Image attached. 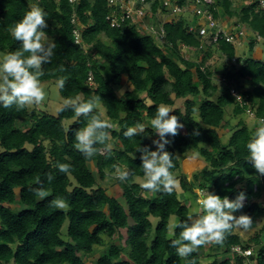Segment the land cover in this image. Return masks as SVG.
Listing matches in <instances>:
<instances>
[{"label":"trees","instance_id":"16d2710c","mask_svg":"<svg viewBox=\"0 0 264 264\" xmlns=\"http://www.w3.org/2000/svg\"><path fill=\"white\" fill-rule=\"evenodd\" d=\"M171 1L188 10L195 6V0ZM32 4L48 13L44 31L58 44L52 62L43 65L42 83L58 85L59 76H66L64 88H59L64 100L81 93L85 99L97 96L105 109L104 118L114 125L109 129V143L114 141L115 147L111 155L85 159L74 147V134L86 125V117L77 118L70 108L60 107L54 115L36 109L30 112V106L17 111L15 106L0 105V264H89L86 256L104 246L105 236L118 234L123 239L124 230L128 247H106L95 264H188L189 260L202 264L205 246L182 259L171 247V239L176 237L169 234L172 216L183 221L193 214L185 201L200 198L196 189L229 199L243 192L246 202L235 215L251 216L253 223L248 230L257 229L258 221L264 218V206L256 201L264 195V175L248 161L246 147L256 126L240 119L231 127L226 144L220 128L227 126V116L245 114L246 106L255 110L256 118H264V61L237 56V46L221 40L217 46L227 62L219 72L205 60H191L182 54L183 45L198 50L202 45L198 32L190 31L197 18L188 20V12L164 24L166 42L159 44L139 24L111 27L106 20L107 0H79L75 4L69 0H0V53L22 47L11 29ZM233 6L234 0H213L209 8L216 20L221 19V12L229 19L237 17L236 25L245 26L264 41V13L257 12L254 4L240 9ZM151 11L157 19V13L164 16L171 10L157 0ZM74 14L81 25L80 43L75 41ZM257 44L252 40L249 51ZM105 63L108 68L102 72ZM60 66L66 71L59 72ZM216 75H221V84ZM243 79L250 82L248 89H243ZM126 83L132 89L120 93ZM232 88L242 94L245 106L233 96ZM176 99H185L184 111L175 108L171 114L179 117L184 128L177 136L168 137L172 143L166 150L176 155L172 171L179 186L171 194L148 192L136 180L144 179L137 148L156 150L152 142L159 137L150 121L157 106L173 108ZM137 122L146 125L145 132L132 139L124 137L126 128ZM194 130L199 135H194ZM190 151L206 162L191 180L182 173V160ZM58 163L70 164L72 170L60 172ZM114 165L132 173L127 182L115 179L120 196L103 184L114 177ZM49 173L54 177L51 183L47 182ZM38 180L50 193L44 199L33 192ZM57 196L66 199V210L49 206ZM152 218L158 219L156 226ZM175 232L178 236L180 229ZM235 246L252 248L253 254L247 258L233 254ZM217 247L223 251L208 255V264H264L262 232L246 243L236 228Z\"/></svg>","mask_w":264,"mask_h":264},{"label":"clouds","instance_id":"9594fccd","mask_svg":"<svg viewBox=\"0 0 264 264\" xmlns=\"http://www.w3.org/2000/svg\"><path fill=\"white\" fill-rule=\"evenodd\" d=\"M47 15L48 13L42 7L32 5L24 17L11 29V34L21 42L22 47L0 56V105L4 108L15 106L16 110L20 111L29 106L40 105L47 98L48 93L41 80V77L45 75L43 65L52 62L58 47L54 40L48 39L44 31L48 27ZM220 23L223 22L220 21ZM239 27L235 25L233 30ZM240 28H245L252 35L256 34L245 26ZM252 40L255 39L247 42L250 43ZM58 71L62 73L66 69L60 66ZM66 80V76H59L58 88L63 89ZM237 98L240 97L237 96ZM98 99L94 95L85 99L81 93L74 98L65 99L61 109L70 108L77 118L81 116L87 118L86 125L75 131L74 147L88 160L97 155H111L112 152L109 129H112L114 125L105 119L104 113L99 110ZM173 110L166 104H160L156 107L155 117L150 121L152 129L159 137L152 142L156 150L152 151L148 146L137 148V151L141 153V168L144 174L140 186L148 192L171 194L179 186V180L172 171L175 168L176 155L166 150V146L172 143L168 137L177 136L184 128L179 117L171 114ZM255 126L254 135L246 145L249 152L248 161L259 174L264 175V118L256 119ZM145 130L146 125L137 122L135 126L127 127L123 135L132 139L140 136ZM193 134L199 135V131L194 130ZM57 167L65 174L72 170V166L67 163H58ZM113 167L116 179L122 183L129 180L132 173L126 167L115 165ZM53 179L51 173L47 174L48 183H51ZM37 184L39 186L33 189L36 196L44 199L50 195L42 182L38 180ZM245 200L246 196L243 192L239 193L235 199H229L227 196L221 198L213 192L204 191L198 200L199 207L195 213L188 215L183 221L178 217H173L170 221L169 234L176 237L171 239V247L175 248L180 258L187 259L203 246L222 245L236 228L245 231L250 229L253 223L251 216L235 215L244 207ZM49 206L60 210H66L69 207L66 199L61 196L52 199ZM176 229H180L178 236H176ZM188 264H196V261L189 260Z\"/></svg>","mask_w":264,"mask_h":264},{"label":"built area","instance_id":"2783aa9c","mask_svg":"<svg viewBox=\"0 0 264 264\" xmlns=\"http://www.w3.org/2000/svg\"><path fill=\"white\" fill-rule=\"evenodd\" d=\"M79 0H69L71 4L77 3ZM157 0H107V5L109 7V13L106 20L110 23L113 28H121L123 26H128L129 23H135L141 25L147 34L153 36L159 44H164L166 42V30L164 24L166 23V18L171 17L173 20H178L179 14L190 12L194 14L197 19H203V23H196L190 27V31L196 30L198 35L202 39L201 48H203V42L217 46V44L224 40L228 43H232L235 46H242L248 40V32L245 28H238L237 30L227 31L224 25L220 21L216 20L209 6L213 3V0H195V6L192 10H188L178 4H173L171 0H160L161 4L170 8V13L160 16L157 13V19L153 18V13L151 11V6ZM252 4L255 5L257 11L264 13V0H253ZM178 17V19H175ZM72 23L77 27L74 29L75 41L76 43L81 42V25L76 15L74 14L72 18ZM253 39L258 42L263 41L262 37L258 34H253ZM184 49H191L188 46L183 45ZM89 81L92 84L93 78L90 75ZM233 96L241 103V106H245L244 98L242 94L231 89ZM240 97V98H237ZM246 114L254 119H258L255 116V110L251 107L246 106ZM204 191H199V194ZM199 200V199H198ZM232 253L241 255L245 258L250 257L253 254L252 248L244 249L242 246H235L232 248Z\"/></svg>","mask_w":264,"mask_h":264},{"label":"rangeland","instance_id":"374dc122","mask_svg":"<svg viewBox=\"0 0 264 264\" xmlns=\"http://www.w3.org/2000/svg\"><path fill=\"white\" fill-rule=\"evenodd\" d=\"M215 1V0H214ZM253 0H234V8H238L240 9L243 5H247L248 3H252ZM33 5V4H32ZM221 19H219V21H224L223 18H225V14L221 12ZM185 16L184 14H179L178 17H183ZM186 16L188 17L187 19L188 20H192L194 15L191 14V11L188 12L186 14ZM178 17L176 18L175 16V19H178ZM195 18V17H194ZM173 18H166V22H171ZM229 19V18H228ZM237 17H233V18H230V21L232 22V24H235L237 22ZM204 20L203 19H195V24L196 23H203ZM236 25V24H235ZM241 27V26H240ZM239 27V28H240ZM248 41H250L251 39H253V37H250V38H246ZM249 46V45H248ZM247 46V47H248ZM259 49L260 50H263L264 52V43L260 44L259 46ZM246 48V47H245ZM249 48V47H248ZM244 49L243 46H238L237 47V56H254V51L253 52H250L249 49ZM5 53H0V56L4 55ZM182 54L186 57V58H189L191 60H196V61H202V60H205L206 62V65H211L213 69H216L219 70V72L222 70L223 68V65L227 62L226 60V57L225 55L221 54L218 47L217 46H214L212 44H209V43H205L203 42V48L201 49H184L183 46H182ZM206 58V59H205ZM264 58V56H263ZM108 68V65L105 63V66L103 67V71L104 70H107ZM106 76H108L106 74ZM221 75H216L215 76V79H216V82L218 84H221V82L219 81V77ZM242 84H243V89H248L250 87V82L246 79H243L242 80ZM44 87H45V90L46 92L48 93L47 95V98L46 100L41 103L40 105H34V106H30V112L34 109L36 110H40V111H47V113H50V114H56L57 111L59 110L60 107L63 106V101L64 99L61 97L60 95V92H59V88H58V85L56 84H52V83H43ZM127 88H131L132 87L130 86L129 83H126L125 86H123L121 88V91L120 93H123ZM142 95V94H141ZM185 99H176L175 100V106L172 108V109H175V108H180L184 111V107H185ZM100 110L104 113L105 115V109L103 107L100 106ZM231 116V115H230ZM228 118V124L226 127L224 128H220V133L222 135V142L224 144H226L228 141H229V138L232 134V131H231V127L232 126H235L238 121L240 119H243L244 121L247 122V124H249L250 126H254L255 125V120L254 118H251L249 116H246V114H243L242 116H238L236 118L232 117V118ZM114 141H111V145L115 147L114 145ZM198 154L193 152V151H190L189 154L183 158L182 160V173L188 175L189 179L191 180L192 179V175L197 172V171H200L202 170L205 166H206V162L204 161V159L201 158V160L205 163H202V162H198L199 164L192 170V171H187L185 170L184 168V162L185 160L187 159H197ZM200 158V157H199ZM115 175L114 177L112 178H108L105 180V182L103 183L106 187H109L111 191H113L115 193V195L117 196H120L121 195V190L119 189L118 186H115L114 183H115ZM137 182H139L140 184L143 182V179L141 178H138L136 179ZM240 186V185H239ZM196 191H203V190H199V189H196ZM203 193V192H202ZM181 196L184 198V193L181 192ZM256 201L260 202L263 206H264V195L262 196L261 199H257ZM246 202V200H245ZM244 202V203H245ZM185 203L187 204V206H189L190 208V211L192 213H195V211L198 209L199 205H198V200L194 198H191V199H187L185 201ZM173 217H177V216H172L170 218V221L172 220ZM179 218V217H178ZM152 221H153V224L154 226H156V224L158 223V219L156 218H152ZM67 226L64 228V232L67 230L66 229ZM237 231L239 232V234L241 235V238L243 239L244 242H251L252 239L254 238L255 234L258 233V232H262L263 233V238H264V218L259 220L258 221V227L257 229H252V230H243V229H240V228H237ZM123 232V235H124V238L123 239H120L119 238V235L117 234L115 237L113 238H109V237H104V241H105V244L104 246H99L96 248L94 254L90 255V256H86V260L87 262H89V264H95V261H96V258L97 256L108 246L112 245V244H119V245H122V246H125V247H128L126 242H125V237H126V230L122 231ZM223 250L222 249H219L217 247L216 244H210V245H206L204 247V258H202V264H208L211 260L210 257H208V255H218V254H221ZM213 259V258H212ZM247 264H249L247 262Z\"/></svg>","mask_w":264,"mask_h":264},{"label":"crops","instance_id":"0c3cea01","mask_svg":"<svg viewBox=\"0 0 264 264\" xmlns=\"http://www.w3.org/2000/svg\"><path fill=\"white\" fill-rule=\"evenodd\" d=\"M162 17H164V16H162ZM168 18H170V17H168ZM224 19V21H223V25H224V28L227 30V31H231L232 29H234V27H235V24H232V20L230 21V19H228V17L227 16H225V18H223ZM248 31V30H247ZM248 38H250V37H252L253 35H252V33L250 32V31H248ZM249 42V41H248ZM248 42H245L242 46H243V48L244 49H247L248 47ZM264 43V42H263ZM260 44H262V43H258L257 45H256V47H255V49H254V58L255 59H257V60H263L264 61V58H263V56H264V52H263V50H260L259 49V45ZM246 47V48H245ZM249 49V48H248ZM108 65V64H107ZM229 118H231L230 116H228ZM226 120L228 121V118L226 117ZM198 162H202V163H204L202 160H201V158H199V157H197V159H196ZM205 164V163H204ZM249 264H254V263H252V262H249Z\"/></svg>","mask_w":264,"mask_h":264},{"label":"bare ground","instance_id":"6f19581e","mask_svg":"<svg viewBox=\"0 0 264 264\" xmlns=\"http://www.w3.org/2000/svg\"><path fill=\"white\" fill-rule=\"evenodd\" d=\"M198 164L199 163L196 159H187L184 162V168L189 172L192 171Z\"/></svg>","mask_w":264,"mask_h":264}]
</instances>
